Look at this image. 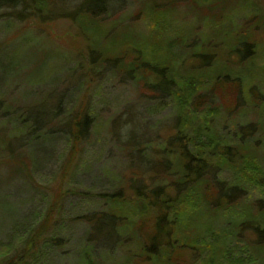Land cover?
Instances as JSON below:
<instances>
[{
	"label": "rangeland",
	"instance_id": "1",
	"mask_svg": "<svg viewBox=\"0 0 264 264\" xmlns=\"http://www.w3.org/2000/svg\"><path fill=\"white\" fill-rule=\"evenodd\" d=\"M52 3L55 14L48 19L41 18L43 12L34 17L27 11L22 18H15L18 6L0 7V258L9 254L27 234H33L40 224V242L32 245L36 255L28 258V264H78L76 257H80L86 243L94 251L89 255L91 264H115L125 257V247L117 241L131 248L136 246L139 237L150 231L155 216L146 203L143 211L139 209L140 202L146 199L136 195L127 179L141 180L144 194L160 184L170 194L173 179L163 173L127 166L132 149L125 145V138L138 144L148 139L151 142L148 149L153 154H157L158 145L169 149L185 147L182 137L175 141L179 137L176 125L185 120L181 114L180 120L175 117L179 112L176 106H180L177 96L160 98L151 91L146 81H152L154 75L150 67L139 70V66L147 63L159 72L164 70L165 73H158L159 80L168 75L166 71L177 68L178 79L188 69L197 77L204 73L234 74L263 94L264 0H53ZM103 7L105 11L100 10L101 16L95 19L91 12ZM250 41L254 50L248 45ZM251 50L252 59L246 61ZM105 52L115 54L108 66L121 67L130 76L137 71L136 78L128 77L119 68L107 70V64L99 62ZM216 54L220 59L214 60ZM135 59H139L137 63H129ZM207 64L212 66L209 69L203 66ZM210 83L211 78L203 77L199 87L208 89ZM195 91L198 88L180 100H188L191 105L196 102ZM177 94L182 96L184 92L179 89ZM217 94L219 103L223 96L229 102L234 99V93L230 96L226 90L225 95L218 90ZM35 113H41L43 118L40 134L23 141L11 127L20 117ZM231 114L225 116L219 109L211 112L205 105L195 113V120L204 123L211 115L210 123L222 122L225 128L220 131L229 134L235 123L258 117L256 112ZM83 118L86 120L83 131L74 136L75 126ZM186 126L184 121L180 131ZM227 140L230 144L234 141L230 136ZM261 152L264 153V146ZM152 158L162 159L154 155ZM131 164L141 163L135 159ZM255 173L259 175V169ZM246 175L240 172L235 176L246 185L241 202L257 207L264 199V185L252 184ZM217 176L233 178L228 170ZM116 189L121 190L123 207L116 203L111 207L122 222L106 223L101 233L91 239L86 219L88 215L106 211L108 204L99 195ZM190 201L194 203L197 198ZM240 205L223 210L218 220L201 229L195 241L201 249L196 248L190 255L180 253L183 260L179 264H191L188 257H197L192 261L199 264L210 253L209 245L220 241L221 251L213 262L205 264L262 262L263 257H257L247 245L251 238L248 230L233 238L227 229L226 220L239 218ZM250 212H245L247 221L264 218V210L258 216ZM198 215L196 210L189 215L188 225L184 223L182 228L179 223V229L191 231L197 227L194 224ZM232 222L234 229L238 222ZM113 233L118 235L117 239L110 237ZM44 236L58 237L60 244L42 243ZM161 263V259L132 258L128 264Z\"/></svg>",
	"mask_w": 264,
	"mask_h": 264
},
{
	"label": "trees",
	"instance_id": "2",
	"mask_svg": "<svg viewBox=\"0 0 264 264\" xmlns=\"http://www.w3.org/2000/svg\"><path fill=\"white\" fill-rule=\"evenodd\" d=\"M52 1L53 0H0V7L18 6L19 9L16 11L15 16L17 17L15 18H22V16L25 15V13H22L27 11L30 16L34 17H39L40 12H43L44 17L41 16V18L48 19L55 14L54 11H52ZM104 5L106 7V4ZM105 7L97 9L94 11L95 13L91 12V14L96 19L97 16H101V14H98L99 11H105ZM58 13H64V11ZM66 16H68L67 13ZM173 42L174 40L172 44ZM252 44V41H250L248 45L253 49ZM113 55H115L113 52H105V56H102L99 62L107 64V62L113 60ZM246 57V61L252 59V50ZM218 59L220 58L216 54L214 60ZM138 60L139 59H135V61L133 60L129 63H137ZM239 62L240 61H238V63ZM106 66H108V64ZM203 66H207L209 69L212 65L207 64ZM139 67V70L141 68L150 67L154 79L152 81H146V85L151 91L158 93L160 98L177 96L176 99L180 106H176L179 112L177 111L175 117L179 119L181 114L187 126L184 128L185 130L180 131L184 121L179 119L180 121L176 125L179 137H175V141L181 140L180 138L182 137V142L185 143V147L182 149L181 147L177 148L173 145V149H169L158 145L155 150L157 154H153L148 149V144L151 143L148 139L142 142L144 144H138L128 137L125 138V145L132 149L127 159V166L152 172L153 174L163 173L172 176L173 179L170 184V194L166 193L163 184L153 185L151 189L147 191L148 193L144 194L142 190L144 186L141 180L136 182L130 178L127 179V184L133 188L136 195L146 199V202H140L141 208L139 209L143 211L142 209L145 208L146 203L154 210L155 216L153 217L150 231L139 237L136 246L131 248L117 241L118 245L125 247V257H122L119 263L115 264H128L132 258H142L145 260L153 258L155 261L161 259V264H179V260H183V257H179L180 253L186 252L187 255H190L196 248L198 249L195 241L200 235L201 229L207 228L211 222L218 220L223 210L237 204H241V213L239 218L236 217L232 218V220H226L227 229L233 238L237 235L241 236L244 230H248L251 233V238L248 239L247 245L256 253L257 257H263V261L259 264H264V218L258 217L255 222H250L245 219L246 210L249 214H251L250 211H252V214H255L254 216H256L258 212L264 210V199L257 207H250L255 204L250 205L249 203H242L241 200L245 194L246 185L245 183L239 182L235 177L238 173L243 172L247 174L246 177H250L252 184L264 185V153L261 152L264 146V93L262 94L255 85H248V82L245 81L242 83L238 76L234 74L233 76H229L224 73H204L197 77L192 70L188 69L184 77L178 79L176 74L177 68L173 72L172 70L166 71L168 75L161 76L162 80H159L158 73L163 74L165 73L164 70L159 72L156 67L148 66L147 63ZM118 68L123 71L121 67L115 65H109L107 70L116 71ZM123 72L127 74V72ZM135 74L131 76L127 74V76L136 78ZM203 77L211 78V83L209 84L211 85L210 88L202 89L199 87ZM196 88H198V92L195 91V93H197L195 97L196 102L194 101L190 105L188 100H180L182 97L187 98L190 92ZM179 89L180 92H184L182 96L177 94ZM217 90L220 94H224L226 90L230 96L234 93V99L229 102L223 96L221 102L227 103H219L216 100L218 96ZM184 102L186 103L184 104ZM205 105L206 110L217 112L219 109V112H222L225 116L236 111H246V113L256 112L258 117H255L251 121L246 120L242 124L237 125L235 123L231 133H222L220 130H224L225 128L223 123L220 121L210 123V121H212L211 115L205 119V121L203 120L204 123H198L195 120V113L200 107H205ZM188 107H190V110ZM184 108L185 110L188 109L189 113L185 111ZM42 119L41 113H35L26 118L20 117L16 125H13L11 128L13 131H18L23 141H30L39 136L42 127ZM85 122L86 120L83 118L82 121L75 126L76 133L74 136L77 135L78 137L82 133ZM220 126L221 128L219 129ZM229 136L234 140L232 144L227 140ZM153 155L155 157H161L162 159L160 161L153 160ZM135 159H139L141 164L133 166L131 162ZM258 160L260 161L259 168L257 166ZM258 169L259 175L255 173ZM226 170L230 171L233 175L232 179L227 180L217 176L219 172ZM246 171L250 173H246ZM249 183L250 181L248 184ZM99 196L104 199V202H106L108 206L106 211L101 213L98 212L96 216H94V214L88 215L86 220L90 224L91 239H95V237L101 233L102 226L106 223L116 222L119 225L122 222V218L115 212L116 209H112L111 207V205L115 203L123 207L121 190L116 189L115 191L103 193ZM195 198H197L196 202L193 203L190 201ZM196 210H199L200 214L198 215L197 224H194L197 227L193 228L191 231L179 229V223H181L182 228L184 223L188 225L189 215L195 213ZM255 218L256 217H254V219ZM232 221L238 222L234 229H232ZM129 222L131 223V221ZM39 226L40 224L35 228L33 234L29 233L19 240L18 246L14 247L9 254L7 253L1 256L0 264H28V258L33 259L36 255V252L31 250L32 245L34 246L40 242L38 237L42 229H40ZM137 226L142 230L140 225ZM168 230L170 231V235H168ZM110 237L117 239L118 235L113 233ZM178 238H180L179 242L177 241ZM171 239H173V241H170ZM41 240L42 243H51L52 245L60 244L58 237L48 238L44 236L43 239L41 237ZM89 240L90 239H88V241ZM215 241L216 240H214V242ZM115 243H112V245H115ZM222 243L223 242L220 241L216 244H210L208 247L210 253L206 256L204 255V259L199 264H205L208 261L213 262L214 257L221 251ZM101 248L107 250V248ZM132 249L134 250L132 251ZM200 249L201 248L198 250ZM93 252V250L88 249L87 243L84 244L79 254L80 257H76L77 263L91 264L92 260L89 255ZM188 258L191 264H193L192 260L197 257Z\"/></svg>",
	"mask_w": 264,
	"mask_h": 264
}]
</instances>
